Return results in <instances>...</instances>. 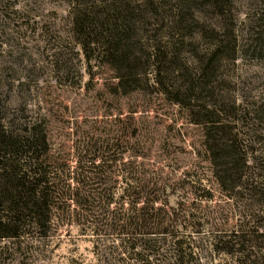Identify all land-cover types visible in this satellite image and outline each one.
Listing matches in <instances>:
<instances>
[{
  "label": "trees",
  "instance_id": "16d2710c",
  "mask_svg": "<svg viewBox=\"0 0 264 264\" xmlns=\"http://www.w3.org/2000/svg\"><path fill=\"white\" fill-rule=\"evenodd\" d=\"M234 4L69 0V36L88 64L112 71L114 93L154 86L202 128L206 160L228 202L244 199L248 210L260 206L249 213L251 224L230 218L226 228L209 234L210 250L226 256L214 264H264V223L254 222L264 220V151L257 154L254 147L264 142V130L242 129L246 109L234 94V66L249 45L238 34ZM250 47L253 55H260L264 39L254 36ZM1 102L0 239L13 243L30 227L47 237L58 210L90 236L93 264H212L204 255L208 240L199 235L191 212L202 201L195 205L188 199L171 211L163 195L185 182L190 193L202 191L201 200H211L201 179L187 171L173 177L160 167L148 174L138 161L148 156L138 141L130 161L120 154L59 163L45 122L27 116L7 120ZM248 112L255 115L253 123L264 119L258 109ZM139 133L134 125L132 135L138 138ZM106 168L113 178L101 174Z\"/></svg>",
  "mask_w": 264,
  "mask_h": 264
},
{
  "label": "rangeland",
  "instance_id": "374dc122",
  "mask_svg": "<svg viewBox=\"0 0 264 264\" xmlns=\"http://www.w3.org/2000/svg\"><path fill=\"white\" fill-rule=\"evenodd\" d=\"M68 1L0 0V98L6 119L27 116L45 122L52 151L61 157L59 163H85L94 155L120 154L130 161L134 146L140 145L148 156L138 161L148 174L160 167L173 177L187 171L195 180L201 179L213 195L211 200H201L202 191L190 193L185 182L167 188L163 195L171 211L188 199L195 205L202 201L191 212L204 239L231 224L230 218L251 224L249 213L255 214L260 206L248 210L244 199L228 202L206 160L202 128L189 122L185 110L166 101L151 85L126 95L114 93L117 80L112 71L85 61L70 40ZM234 12L238 34L249 45L234 66V94L247 112L242 129L264 130V119L253 123L255 115L248 112L258 109L264 114V51L253 55L250 47L254 36L264 39V0H235ZM134 125L138 138L132 135ZM254 147L257 154L264 151V142H255ZM104 171L103 176L114 177L110 168ZM58 213L47 237L40 236L43 230L30 227L13 243L0 239V264L97 262L90 236L70 217ZM255 220V224L264 223L259 217ZM204 244V255L212 258V264L226 258L210 250L209 240Z\"/></svg>",
  "mask_w": 264,
  "mask_h": 264
}]
</instances>
